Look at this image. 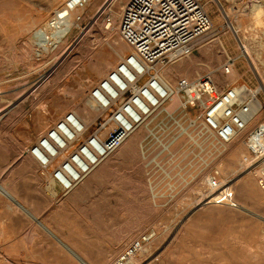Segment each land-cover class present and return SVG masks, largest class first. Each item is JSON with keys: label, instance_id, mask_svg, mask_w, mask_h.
<instances>
[{"label": "rangeland", "instance_id": "374dc122", "mask_svg": "<svg viewBox=\"0 0 264 264\" xmlns=\"http://www.w3.org/2000/svg\"><path fill=\"white\" fill-rule=\"evenodd\" d=\"M66 1L0 0V184L11 165L16 166L63 114L76 111L86 122L92 121L95 113L89 107L90 89L129 51L117 28L127 0H91L76 13L83 11L80 22H75L76 15L72 17L75 27L61 41L50 35L49 22ZM201 2L212 20L211 29L203 36L206 44L201 48L199 44L191 56L183 59L188 64L185 70H178L179 63H175L165 70V77L172 84L181 76L194 78L211 73L221 88L246 84L258 89L263 109L249 123L251 128L264 122V90H260L264 88V28L253 25L251 16L253 6L264 5V0ZM220 12L229 13L231 26ZM108 18L114 25L107 28ZM41 33L49 41H58V46L51 49L41 42ZM238 40L248 46L247 55L240 52ZM227 56L235 63L231 73L224 75L221 65ZM45 74L47 77L40 82ZM175 115L183 120L180 124L184 127L185 113L177 108ZM139 131L141 139L147 134L142 126L136 130L135 140ZM187 136L186 129L181 128L174 142H162L163 150L187 157L189 149L196 165L184 170H180L182 163L170 165L173 178L170 185L167 182L156 187L159 197L156 191L152 194L138 142L123 158L114 159V152L95 169L105 166L100 176L104 181L101 194L107 197L109 227L119 222L122 214V247L140 234H152L131 264H264V198L256 191L264 185L255 174L240 168L241 156L246 152L244 142L230 143L215 162L206 151L187 147ZM152 150L149 144V153ZM194 155L198 157L194 159ZM213 170L218 171L220 181L230 184V202H208L202 194L203 184L185 183L187 175L204 177ZM12 262L0 255V264Z\"/></svg>", "mask_w": 264, "mask_h": 264}, {"label": "built area", "instance_id": "2783aa9c", "mask_svg": "<svg viewBox=\"0 0 264 264\" xmlns=\"http://www.w3.org/2000/svg\"><path fill=\"white\" fill-rule=\"evenodd\" d=\"M87 4L88 0H67L64 6L73 11L83 10ZM82 16L83 11L74 17L75 22ZM110 23L108 18L107 28ZM211 24L201 0H127L117 28L129 51L90 89L89 107L95 113L92 121L68 111L28 149L47 186L60 196L69 194L143 126L147 134L139 147L152 194L156 191L159 197L156 187L167 182L170 185L173 178L170 165L182 163L180 170L196 165L189 149L187 157L163 150L162 142H174L179 137L183 120L175 115L177 108L186 116L187 147L206 151L215 162L229 143L245 133L246 152L240 168L255 174L263 186L264 122L248 128L252 114L259 109L255 105L259 99L253 96L256 89L246 84L221 88L211 73L181 76L172 84L165 77L169 66L198 49ZM234 63L235 59L227 56L222 73L229 75ZM172 98L178 107L171 113L166 105ZM160 116L162 120L150 127ZM149 144L153 146L150 153ZM219 176L213 170L204 177L187 175L184 181L188 186L203 184L202 194L208 202H230L231 186L228 181L220 182ZM151 238L152 234L145 232L130 240L111 264H131Z\"/></svg>", "mask_w": 264, "mask_h": 264}, {"label": "crops", "instance_id": "0c3cea01", "mask_svg": "<svg viewBox=\"0 0 264 264\" xmlns=\"http://www.w3.org/2000/svg\"><path fill=\"white\" fill-rule=\"evenodd\" d=\"M95 169L60 196L29 154L11 165L2 180L11 198L0 192V255L12 264H83L79 258L107 264L123 245V218L109 227L101 194L105 166Z\"/></svg>", "mask_w": 264, "mask_h": 264}, {"label": "bare ground", "instance_id": "6f19581e", "mask_svg": "<svg viewBox=\"0 0 264 264\" xmlns=\"http://www.w3.org/2000/svg\"><path fill=\"white\" fill-rule=\"evenodd\" d=\"M214 1H216L217 2V0H214ZM91 2V0H88V4L87 5H89V3ZM86 8V7H85ZM82 9H77V10H73V11H67L66 10V8H65V6L64 7H61V8H59V9H56L55 10V12H54V16L52 17V19H51V21L49 22V27H50V29H51V32H50V35L52 36H55L56 35V40H61L62 41V39L64 38V36H66V34L67 33H70L71 31H72V27H75V25H74V21H73V16L74 15H76V13H78L79 11H81ZM223 10V9H222ZM100 11V10H99ZM221 11V10H220ZM221 13V16L223 15L224 16V18L225 19H227V23H228V25L229 26H231V23H230V21H229V13L228 12H220ZM251 16L253 17V22H252V24L253 25H255V26H258V27H261V28H264V5L262 4V3H257L256 5H254L253 6V9L251 10ZM112 25H114V22H112L111 21V23L109 24V27L110 26H112ZM45 26H47L46 24H45ZM211 26H212V24H211ZM240 31V30H239ZM241 32V31H240ZM259 32H261V31H259ZM235 33V32H234ZM41 36H42V39H41V42H43L45 45H47V46H49L51 49H54V48H56L58 45H57V43L56 42H58V41H56V42H54V41H49V40H47L48 38L47 37H44L43 36V34L41 33ZM233 36V35H232ZM242 36V35H241ZM254 37H256V36H254ZM260 40H261V38H260ZM204 41V39L202 38L200 41H199V44H200V48L202 47V46H204L206 43L205 42H203ZM245 41V40H244ZM262 41V40H261ZM219 42H220V40H219ZM42 43V44H43ZM238 48H239V50H240V52L242 51V53L244 54V56L245 55H247V49H248V46L246 45V44H243L240 40H238ZM262 43V42H261ZM40 44V43H39ZM235 44V43H234ZM233 44V45H234ZM236 47V46H235ZM43 48V47H42ZM205 48V47H204ZM202 50V49H201ZM205 54V53H204ZM247 57V56H246ZM183 60H180V61H178L177 63H179L178 64V66H177V68H178V70H180V69H182V68H184V70H185V67L188 65L186 62H182ZM238 73V72H237ZM223 75V74H222ZM233 76H235V74H233ZM47 77V75L45 74V75H42L41 77H40V82H42L43 80H45V78ZM170 78V77H169ZM168 79V78H167ZM170 81V80H169ZM263 83V82H262ZM260 90H264V88L263 87H260ZM256 92H258V89H256L254 92H253V96L255 97V98H257V96H256ZM79 103H80V101H78ZM175 102H176V99L175 98H172L171 100H170V102L166 105V108H167V110L169 111V112H173L175 109H174V106H175ZM82 104V103H81ZM260 104V105H259ZM83 105H87V104H83ZM255 105L257 106V108H259V109H257V112H255V113H253L252 114V118H251V120L249 121V123L252 121V120H254L255 118H256V116H258L259 115V113H260V111L263 109V103L259 100V103H258V101L255 103ZM81 110H83V112L84 113H88V111L86 110V108H81ZM72 112H74L75 114H77L80 118H82L81 117V115H79V113H77L76 111H72ZM171 112V113H172ZM86 116V115H85ZM83 119V118H82ZM257 119V118H256ZM84 120V119H83ZM162 120V119H161ZM85 121V120H84ZM257 124V123H256ZM180 127L182 128V129H186V128H184V127H182V124L180 125ZM146 130H147V128H145ZM149 131V130H148ZM138 132V131H137ZM135 133H136V131L133 133V134H131L130 136H129V138L115 151L116 152V154L114 155L116 158H118V159H121V158H123L127 153H128V151H130V148H132V146H133V144H135V143H139V144H141L142 143V141H143V139H141L142 138V132L141 131H139V133H140V136L138 137V139H134V135H135ZM244 136V134L242 133V134H239L231 143H233L234 144V142L237 140V141H240V143L239 144H241V139H242V137ZM135 140V141H134ZM132 141H134L133 143H132ZM242 142H244V141H242ZM230 144V143H229ZM239 146V145H238ZM166 148V147H165ZM110 157V156H109ZM100 165V164H99ZM98 165V166H99ZM220 182H223V181H220ZM4 184V183H3ZM3 184H0V192L2 193V194H4V195H7V196H9V198H11V194H10V191L7 189V188H5V186L3 185ZM259 186V185H258ZM257 187V186H256ZM260 187V186H259ZM54 191V190H53ZM256 191H257V193H258V195H259V197H261L262 199L264 198V187H262V188H257L256 189ZM254 192V191H253ZM54 193H55V191H54ZM15 194V193H14ZM14 197V196H13ZM18 200V199H17ZM18 203V202H17ZM263 204H264V202H263ZM22 206V205H21ZM46 226V225H45ZM46 229H47V227H46ZM48 231V230H47ZM54 234H55V232H54ZM56 238V237H55ZM59 240H61V239H59ZM60 242V241H59ZM65 248V247H64ZM71 248V247H70ZM71 249H73V248H71ZM77 253V252H76ZM75 253V254H76ZM74 255V254H73ZM82 256V255H81ZM76 257V256H75ZM83 258V257H82ZM79 260L81 261V263H83V264H89L86 260H82V259H80L79 258Z\"/></svg>", "mask_w": 264, "mask_h": 264}]
</instances>
